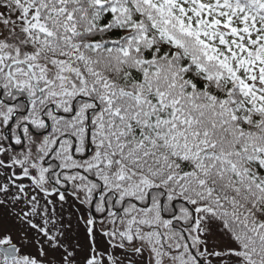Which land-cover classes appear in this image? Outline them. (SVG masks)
<instances>
[{"label": "snow or ice", "instance_id": "6c2138e0", "mask_svg": "<svg viewBox=\"0 0 264 264\" xmlns=\"http://www.w3.org/2000/svg\"><path fill=\"white\" fill-rule=\"evenodd\" d=\"M0 264H264V0H0Z\"/></svg>", "mask_w": 264, "mask_h": 264}]
</instances>
